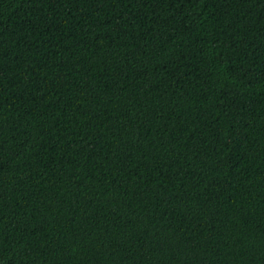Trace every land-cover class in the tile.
I'll use <instances>...</instances> for the list:
<instances>
[{
    "label": "trees",
    "instance_id": "16d2710c",
    "mask_svg": "<svg viewBox=\"0 0 264 264\" xmlns=\"http://www.w3.org/2000/svg\"><path fill=\"white\" fill-rule=\"evenodd\" d=\"M0 264H264V0H0Z\"/></svg>",
    "mask_w": 264,
    "mask_h": 264
}]
</instances>
